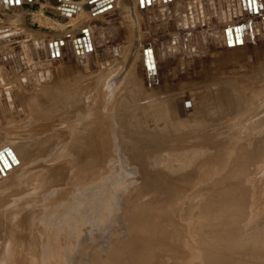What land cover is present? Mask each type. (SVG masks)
Instances as JSON below:
<instances>
[{
	"label": "rangeland",
	"instance_id": "obj_1",
	"mask_svg": "<svg viewBox=\"0 0 264 264\" xmlns=\"http://www.w3.org/2000/svg\"><path fill=\"white\" fill-rule=\"evenodd\" d=\"M89 1L64 13L0 0V152L12 138L23 147L6 151L10 166L0 155V264H264V1ZM74 74L83 106L55 105L42 121L31 103L65 80L71 101ZM44 162L30 181L17 174ZM37 189L48 201L31 199Z\"/></svg>",
	"mask_w": 264,
	"mask_h": 264
},
{
	"label": "bare ground",
	"instance_id": "obj_2",
	"mask_svg": "<svg viewBox=\"0 0 264 264\" xmlns=\"http://www.w3.org/2000/svg\"><path fill=\"white\" fill-rule=\"evenodd\" d=\"M44 1H45V3L47 4L48 9H51V10H54V11L61 10V11L64 12V13H67L66 8H67V9H71L73 6H78V7H80L79 9H80L82 12H84L86 8H89V7H90V4L87 3V1H89V0H54V1H52V0H44ZM55 1H56V3H58V4H56ZM60 1H61V2H60ZM124 1H125V0H124ZM127 1H128V0H127ZM136 1H137V0H136ZM143 1H144V0H143ZM188 1H189V0H188ZM216 1H219V0H216ZM251 1H252V0H251ZM259 1H260V0H259ZM263 1H264V0H263ZM89 2H90V1H89ZM92 2H95V1H92ZM132 2H133V1H132ZM261 2H262V1H261ZM86 3H87V4H86ZM90 3H91V2H90ZM133 3H134V2H133ZM226 3H228V2H226ZM258 3H259V2H258ZM258 3H257V4H258ZM46 4H45V5H46ZM125 4H126V3H125ZM125 4H124V5H125ZM147 4H148V3H147ZM207 4H208V3H207ZM215 4H216V3H215ZM229 4H230V3H229ZM259 4H260V3H259ZM1 5H2V4H1ZM45 5H44V6H45ZM118 5H119V4H118ZM136 5H137V4H136ZM190 5H191V4H190ZM204 5H205V4H204ZM217 5L219 6V3H218ZM221 5H222V4H221ZM235 5H236V4H235ZM245 5H246V4H245ZM61 7H65V8L62 9ZM122 7H123V6H122ZM134 7H135V6H134ZM237 7H238V6H237ZM246 7H247V6H246ZM261 7H262V6H261ZM263 7H264V6H263ZM46 8H47V7H46ZM181 8H182V7H181ZM204 8H205V7H204ZM206 8H207V7H206ZM72 9H74V7H73ZM137 9H138V7H137ZM137 9H136V10H137ZM161 9H163V8H161ZM146 10H147V9H146ZM208 10H209V9H208ZM230 10H231V9H230ZM233 10H234V9H233ZM141 11H142V9H141ZM148 11H149V10H148ZM186 11H187V10H186ZM204 11H205V10H204ZM241 11H242V10H241ZM222 12H223V11H222ZM238 12H239V11H238ZM250 12H251V11H250ZM71 13H72V12H71ZM71 13H70V14H71ZM73 13H74V12H73ZM75 13H76V12H75ZM145 13H146V12H145ZM233 13H234V12H233ZM42 14H43V13H42ZM76 14H77V13H76ZM80 14H81V13H80ZM143 14H144V13H143ZM186 14H187V13H186ZM230 14H231V13H230ZM81 15H82V14H81ZM141 15H142V13H141ZM141 15H140V16H141ZM146 15H147V13H146ZM69 16H71V15H69ZM87 16H88V14H87ZM170 16H171V15H170ZM177 16H178V15H177ZM185 16H186V15H185ZM218 16H219V15H218ZM74 17H75V16H74ZM74 17H72L73 20L77 19L76 17H75V18H74ZM187 17H188V16H187ZM86 18L89 19L90 16H88V17H86ZM138 18H139V16H138ZM141 18H143V15H142ZM185 18H186V17H185ZM250 18H251V17H250ZM23 19H24V18H23ZM45 19H47V18H45ZM143 19H144V18H143ZM156 19H157V18H156ZM247 19H248V18H247ZM79 20H80V19H79ZM82 20H83V19H82ZM84 20H85V18H84ZM84 20H83V21H84ZM243 20H244V19H243ZM77 21H78V20H77ZM89 21H90V20H89ZM179 21H180V20H179ZM11 22H13V21L11 20ZM47 22H48V21H47ZM86 22H87V21H86ZM166 22H167V21H166ZM220 22H222V20H221ZM15 23H16V22H15ZM55 23H57V22H55ZM77 23H78V22H77ZM252 23H253V22H252ZM58 24H59V22H58ZM138 25H139V24H138ZM186 26H187V25H186ZM252 26H253V25H252ZM187 27H188V26H187ZM22 28L24 29V32L29 31V30H27L25 27H22ZM15 29H16V27H15ZM19 29H21V28L19 27ZM245 29H246V28H245ZM257 29H258V28H257ZM13 30H14V29H13ZM9 31H10V30H9ZM9 31H8V32H9ZM141 32H142V31H141ZM198 32H199V31H198ZM0 33H1V32H0ZM3 33H4V32H3ZM28 33H29V32H28ZM238 35H239V34H238ZM254 35H255V34H254ZM193 36H194V35H193ZM32 38H33V37H32ZM91 38H92V37H91ZM172 38H173V37H172ZM191 38H192V37H191ZM242 39H243V38H242ZM36 40H37V39H36ZM141 40H142V39H141ZM181 40H182V38H181ZM237 40H238V39H237ZM149 41H150V40H149ZM174 41H175V40H174ZM174 41H173V42H174ZM38 42H39V40H38ZM83 42H84V41H83ZM237 42H238V41H237ZM84 43H85V42H84ZM150 43H151V42H150ZM175 43H176V42H175ZM220 43H221V42H220ZM68 44H69V43H68ZM151 44H153V43H151ZM34 45H35V44H34ZM63 45H64V44H63ZM75 45H76V44H75ZM84 45H85V44H84ZM146 45H147V47H148V44H146ZM146 45H145V46H146ZM181 45H182V44H181ZM73 46H74V45H73ZM127 46H128V45H127ZM149 46H150V44H149ZM53 47H54V46H53ZM66 47H67V46H66ZM87 47H88V46H87ZM117 47H118V46H117ZM125 47H126V44H125ZM170 47H171V46H170ZM188 47H189V46H188ZM36 48H37V47H36ZM39 48H40V47H39ZM83 48H84V47H83ZM134 48H135V47H134ZM205 48H206V47H205ZM65 49H66V48H65ZM72 49H73V48H72ZM132 49H133V47H132ZM138 49H139V48H138ZM148 49H150V47H149ZM74 50H75V49H74ZM146 50H147V49H146ZM167 50H168V49H167ZM66 51H67V50H66ZM76 51H77V50H76ZM124 51H125V49H124ZM128 51H130V50H128ZM132 51H133V50H132ZM259 51H260V50H259ZM108 52H109V51H108ZM23 53H24V52H23ZM82 53H83V52H82ZM126 53H127V52H126ZM85 54H86V53H85ZM259 54H260V53H259ZM76 55H77V54H76ZM95 55H96V54H95ZM155 55H156V54H155ZM262 55H263V53H262ZM83 56H84V55H83ZM136 56H137V55H136ZM260 56H261V55H260ZM28 57H29V56H28ZM99 57H100V56H99ZM133 57H134V56H133ZM261 57H262V56H261ZM97 58H98V57H97ZM68 59H69V58H68ZM127 60H128V59H127ZM157 60H158V59H157ZM80 61H81V59H80ZM104 61H105V60H104ZM24 62H25V61H24ZM24 62H23V63H24ZM29 62H30V61H29ZM29 62H28V63H29ZM132 62H133V61H132ZM98 63H100V61H99ZM107 63H108V62H107ZM124 63H125V62H124ZM133 63H134V62H133ZM141 63H142V62H141ZM30 64H31V63H30ZM62 64H63V63H62ZM88 64H89V63H88ZM91 65H92V64H91ZM112 65H113V64H112ZM115 65H116V64H115ZM65 66H66V65H65ZM65 66H64V67H65ZM100 66H101V65H100ZM123 66H124V65H123ZM50 68H51V67H50ZM60 68H61V66H60ZM62 68H63V67H62ZM94 68H95V67H94ZM123 68H124V67H123ZM58 69H59V68H58ZM103 69H104V68H103ZM121 69H122V68H121ZM129 69H130V68H129ZM60 70H61V69H60ZM68 70H69V69H68ZM82 70H83V69H82ZM106 70H107V69H106ZM106 70H104V71H106ZM118 70H119V69H118ZM118 70H117V71H118ZM123 70H125V69H123ZM140 70H141V69H140ZM58 71H59V70H58ZM63 71H65V70L63 69ZM104 71H103V72H104ZM117 71H116V72H117ZM61 72H62V71H61ZM100 72H101V71H100ZM120 72H121V71H120ZM62 73H63V72H62ZM68 73H69V72H67V74H68ZM83 73H84V72H83ZM60 74H61V73H60ZM67 74H66V75H67ZM75 74H76V73H75ZM75 74H74V75H70L71 78H73V77L75 78V79H73L72 81H70V83H72V87H74V88H73L74 91H73V89H72V91L74 92V94H75V93H77V94H76L75 97L71 98V101H70V99H68V100H69L68 102H67V101L62 102V100H65L64 97H63L65 94L63 95V93L65 92V88H67L66 86L69 84L68 81H66V80L64 81L63 84L57 82L52 88H46L44 92L41 90L40 92L42 93V95H41V93L38 94V95H37V98L35 99V101H33V102L31 103V105L29 104V100H31L30 97H29L28 104H29L30 106H32V104H33V107H34V108H33V107H32V108L34 109V113H35L38 117H39V116H43L42 118L39 117V118L42 119V121L45 120V119H47L48 116H51V115H52V111L55 110V109H54V106H55V105H59V106H63V107H65V106H70V105L74 104V102H75V98L77 97L78 94H80V89H81V88L78 86V84L80 83V79H81V77H80V75H77V76H76ZM111 74H112V73H111ZM116 74H117V73H116ZM125 74H126V73H125ZM114 75H115V73H114ZM131 75H132V74H131ZM67 76L69 77V75H67ZM116 76H117V75H116ZM121 76H122V74H121ZM28 77H29V76H28ZM28 77H27V78H28ZM94 77H95V76H94ZM123 77H125V76H123ZM103 78H104V77H103ZM32 79L34 80V78H32ZM54 79L56 80V78H54ZM100 79H101V76H100ZM134 79H135V77H134ZM111 80H112V79H111ZM122 80H123V79H121V81H122ZM20 81H21V80H20ZM124 81H125V80H124ZM234 81H235V80H234ZM234 81H233V82H234ZM28 82H29V81H28ZM34 82H35V81H34ZM40 82H41V81H40ZM109 82H110V79H109ZM117 82H118V81H117ZM117 82H115V84L118 85V83H120V82H118V83H117ZM122 82H123V81H122ZM128 83H129V82H128ZM136 83H138V82H136ZM26 84H27V83H26ZM53 84H54V83H53ZM53 84H52V85H53ZM99 84H100V83H99ZM115 84H114V85H115ZM129 84H130V83H129ZM21 85H22V83H21ZM114 85H113V86H114ZM127 85H128V84H127ZM127 85H126V86H127ZM219 85H220V84H219ZM111 86H112V85H111ZM111 86H110V87H111ZM115 86H116V85H115ZM168 87H169V86H168ZM220 87H221V86H220ZM41 88H42V87H41ZM111 88H112V87H111ZM115 88H116V87H115ZM93 89H94V88H93ZM106 89H107V88H106ZM121 89H122V88H121ZM121 89H120V90H121ZM219 89H220V88H219ZM225 89H226V87H225ZM43 90H44V89H43ZM63 90H64V92L62 93ZM66 90H67V89H66ZM88 90H89V89H88ZM90 90H91V89H90ZM113 90H114V89H113ZM123 90H124V89H123ZM139 90H140V89H139ZM70 91H71V90H70ZM103 91H104V90H103ZM128 91H129V89H128ZM66 92H68V91H66ZM90 92H91V91H90ZM92 92H93V91H92ZM216 92H217V91H216ZM221 92H222V91H221ZM38 93H39V92H38ZM82 93H83V92H82ZM97 93H98V92H97ZM138 93H139V92H138ZM66 94H68V93H66ZM99 94H100V93H99ZM115 94H116V93H115ZM124 94H125V93H124ZM39 95H41V97H40ZM80 95H81V94H80ZM83 95H84V94H83ZM100 95H101V94H100ZM117 95H118V94H117ZM120 95H121V94H120ZM127 95H128V93H127ZM71 96H72V95H71ZM71 96H70V97H71ZM93 96H94V95H93ZM125 96H126V95H125ZM141 96H142V95H141ZM27 97H28V96H27ZM39 97H40V100L38 99ZM78 97H79V95H78ZM91 97H92V96H91ZM120 97H121V96H120ZM79 98H80V97H79ZM218 98H219V96H218ZM27 99H28V98H27ZM90 99H91V98H90ZM103 99H105V98H103ZM120 99H121V98H120ZM150 99L152 100V98H150ZM220 99H221V98H220ZM73 100H74V101H73ZM79 100H81V99H79ZM93 100H94V99H93ZM118 100H119V99H118ZM118 100H117L116 102H118ZM151 100H150V102H151ZM222 100H223V99H222ZM234 100H235V99H234ZM76 101H77L79 104L82 102V100H81V102H79L78 100H76ZM153 101H156V99H154ZM108 102H109V100H108ZM116 102H115V103H116ZM160 102H161V101H160ZM162 102H163V101H162ZM162 102H161V103H162ZM75 103H76V102H75ZM78 103H76V104L78 105ZM152 103H153V102H151V104H150L151 106H152ZM154 103H155V102H154ZM156 103H157V102H156ZM163 103H164V102H163ZM239 103H240V102H239ZM239 103H238L237 105H241V103H240V104H239ZM250 103H251V102H250ZM83 104H84V103H83ZM104 104H105V101H104ZM159 104H160V103H159ZM29 105H28V107H30ZM77 105L74 107V108H75V111H76V110L78 111V109H79V108L76 109V108H77ZM148 105H149V104H148ZM153 105H154V104H153ZM155 105H156V104H155ZM174 105H175V104H174ZM237 105L235 104V106H237ZM248 105H249V104H248ZM82 106H83V105H82V103H81V107H82ZM96 106H97V105H96ZM165 106H167V105H165ZM242 106H243V105H242ZM55 107H56V106H55ZM79 107H80V105H79ZM87 107H88V106H87ZM114 107H116V106H114ZM146 107H147V105H146ZM146 107H144V108H146ZM148 107H149V106H148ZM148 107H147V108H148ZM154 107H155V106H154ZM230 107H231V106H230ZM240 107H241V106H240ZM30 108H31V107H30ZM120 108H121V107H120ZM120 108H119V110H120ZM151 108H152V107H151ZM156 108H157V107H156ZM225 108H226V107H224V109H225ZM235 108H236V107H235ZM238 108H239V106H238ZM13 109H14V108H13ZM33 109H32V111H31V117H33V116H32ZM52 109H54V110H52ZM80 109H81V108H80ZM80 109H79V110H80ZM125 109H126V108H124V110H125ZM157 109H158V113H159V112H160V110H159L160 108H157ZM233 109H234V108H233ZM240 109H241V108H240ZM71 110H72V109H70V112H71ZM101 110H103V108H102ZM236 110H237V108H236ZM242 110H243V107H242ZM29 111H30V110H29ZM80 111H81V110H80ZM106 111H108V110H106ZM116 111H117V109H116ZM121 111H123V110L121 109ZM125 111H126V110H125ZM137 111H138V110H137ZM143 111H144V110H143ZM154 111H155V110H153V112H154ZM156 111H157V110H156ZM228 111H229V110H227L226 112H228ZM232 111H233V110H232ZM88 112H89V111H88ZM110 112H111V111H110ZM112 112H113V111H112ZM112 112H111V113H112ZM135 112H136V110H135ZM139 112H141V111L139 110ZM168 112H169V111H168ZM238 112H239V110H238ZM75 113L77 114V112H74V114H75ZM79 113H80V112H78V115H79ZM81 113H82V112H81ZM103 113H104V111H103ZM113 113H115V112H113ZM113 113H112V114H113ZM117 113H118V112H117ZM119 113H120V111H119ZM126 113H129V111L126 112ZM126 113H124V114H126ZM133 113H134V112H133ZM133 113H132V111H131L130 114H133ZM141 113H144V112H141ZM149 113H150V112H149ZM171 113H172V112H171ZM207 113H208V112H207ZM76 114H75V115H76ZM107 114H108V113H107ZM107 114H106V115H107ZM115 114H116V113H115ZM121 114L123 115V112H122ZM136 114H137V113H136ZM139 114H140V113H139ZM235 114H236V113H235ZM5 115H6V114H5ZM58 115H60V113H58ZM58 115H57V116H58ZM63 115H64V114H63ZM78 115H77V116H78ZM103 115H104V114H102V117L99 116L100 118H99L98 120L102 119V118H103ZM122 115H121V116H122ZM126 115H127V114H126ZM148 115H149V114H147V116H148ZM162 115L164 116V114H162ZM162 115H161V116H162ZM168 115H169V116H168V118H169L171 115H170V114H168ZM174 115H175V114H174ZM233 115H234V114H233ZM29 116H30V114H29ZM57 116H56V117H57ZM127 116H129V114H128ZM127 116L124 117V115H123V117L126 118V119H124V118H123V119H124V120H129V118H128ZM138 116L141 118L140 115H138ZM158 116H159V115H158ZM163 116H162V117H163ZM172 116H173V115H172ZM206 116H207V115H206ZM59 117H60V116H59ZM118 117H119V116H118ZM131 117H132V116L130 115V118H131ZM150 117H151V116H150ZM33 118L36 119L35 116H34ZM33 118H31V119L33 120ZM54 118H55V117H54ZM57 118H58V117H57ZM96 118H97V117H96ZM58 119H59V118H58ZM106 119H108V120L106 121V123L108 124L109 121H110V122L113 121V119H114V115H113V119H111V116H109V117L106 118ZM155 119H156V118H155ZM157 119H158V117H157ZM157 119H156V120H157ZM160 119H161V117H160ZM219 119H220V118H219ZM7 120H8V119H7ZM36 120H37V119H36ZM48 120H49V118H48ZM61 120H63V119H61ZM61 120H60V121H61ZM98 120H97V121H98ZM115 120H116V119H115ZM118 120H119V119L117 118L116 123L118 122ZM131 120H132V119H131ZM147 120H148V119H147ZM163 120H165V119H163ZM169 120H170V118H169ZM175 120H176V119H175ZM21 121H22V120H21ZM33 121H34V120H33ZM40 121H41V120H40ZM42 121H41V122H42ZM60 121H59V122H60ZM97 121H96V122H97ZM103 121H104V120H103ZM150 121H151V119H150ZM157 121H158V120H157ZM31 122H32V121H31ZM37 122H39V121H36V123H37ZM41 122H40V123H41ZM49 122H52V121H48V123H49ZM56 122H58V121L56 120ZM91 122H93V121H91ZM100 122H101V121H100ZM113 122H114V121H113ZM113 122H112V123H113ZM120 122L122 123V121H120ZM120 122H119V124H120ZM128 122H130V121H128ZM171 122H172V121H171ZM173 122H177V121H173ZM19 123H20V122H19ZM32 123L35 124V122H32ZM48 123H46V124H48ZM67 123H69V122H66V123L64 122V125L67 124ZM89 123H90V122H89ZM89 123H88V124H89ZM106 123H104V124H106ZM147 123H148V122H147ZM178 123H179V122H178ZM27 124L29 125L28 128L32 127V125L30 126V122L27 123ZM34 124H33V125H34ZM42 124L44 125V123H42ZM49 124H50V123H49ZM52 124H54V123H52ZM101 124H102V123H101ZM101 124H100V125H101ZM113 124H114V123H113ZM113 124H112V126H113ZM119 124H118V125H119ZM125 124H126V123H125ZM174 124H175L174 126H176V123H174ZM210 124H211V123H210ZM91 125H92V124H91ZM93 125H96V123L93 124ZM116 125H117V124H116ZM148 125H149V124H148ZM5 126H7V125L5 124ZM5 126H3V127H5ZM8 126H9V125H8ZM35 126H36V125H35ZM47 126L50 127L51 124H50V126H49V125H47ZM54 126H55V125H54ZM59 126H61V125H59ZM62 126H63V124H62ZM106 126H107V125H106ZM125 126H126V125H125ZM140 126H141V125H140ZM143 126H144V125H143ZM143 126H141V128H142ZM172 126H173V125H172ZM172 126H171V127H172ZM174 126H173V127H174ZM177 126H178V125H177ZM12 127H13V126H12ZM23 127H24L23 130H25V129L27 128V127L25 128V126H23ZM39 127H40V126H39ZM41 127H42V129H43V126H41ZM96 127H97V126H96ZM100 127H101V126H100ZM110 127H111V126H110ZM168 127H169V126H168ZM207 127H208V126H207ZM9 128H10V127H9ZM16 128H17V127H16ZM16 128H15L16 131H17L18 129H20V128H18V129H16ZM21 128H22V127H21ZM28 128H27V129H28ZM45 128H46V127H45ZM45 128H44V129H45ZM50 128H51V127H50ZM54 128H55V127H54ZM113 128H116V126H115V127L113 126ZM0 129H1V128H0ZM31 129H33V128H31ZM31 129H30V130H31ZM39 129H40V128H39ZM51 129H52V128H51ZM104 129H105V128H104ZM143 129H144V128H143ZM145 129L147 130V128H145ZM11 130H13V133H14L15 130H14V129H11ZM23 130H20V131L23 132ZM28 130H29V129H28ZM35 130H36V128L34 129V131H35ZM37 130H38V129H37ZM37 130H36V131H37ZM137 130H138V129H137ZM148 130H149V129H148ZM168 130H169V129H168ZM170 130H171V129H170ZM173 130H174V128H173ZM8 131H9V130H8ZM16 131H15V132H16ZM18 131H19V130H18ZM45 131H47V130H45ZM48 131H49V130H48ZM48 131H47V132H48ZM144 131H145V130H144ZM159 131H160V130H159ZM10 132H12V131H10ZM28 132H32V131H28ZM134 132H135V131H134ZM166 132H167V131H166ZM174 132H175V131H174ZM5 133H6V131H5ZM8 133H9V132H8ZM8 133H7V134H8ZM18 133H19V132H18ZM20 133H21V132H20ZM23 133H25V132H23ZM39 133H40V132L38 131V134H37V135H39ZM94 133H95V132H94ZM172 133H173V131L171 132V134H172ZM193 133H194V132H193ZM7 134H5V135H7ZM11 134H12V133H10V135H11ZM26 134H27V133H26ZM35 134H36V133H35ZM91 134H92V133H91ZM205 134H206V133H205ZM233 134H234V133H233ZM5 135H4V136H5ZM10 135H8V136H10ZM14 135H15V134H14ZM93 135H94V134H93ZM251 135H252V134H251ZM254 135H255V134H254ZM135 136H136V134H135ZM139 136H140V135H139ZM151 137H152V136H151ZM188 137H189V136H188ZM239 137H240V136H239ZM241 137H242V136H241ZM250 137H251V136H250ZM58 138H59V137H57V139H58ZM139 138H141V136H140ZM158 138H159V137H158ZM54 139H55V138H54ZM59 139H60V138H59ZM141 139H142V138H141ZM62 140H63V139H62ZM148 140H149V138H148ZM212 140H213V139H212ZM219 140H220V139H219ZM246 140H247V139H246ZM1 141H3V140H1ZM56 141H57V140H56ZM189 141H191V140L189 139ZM22 142H24V141L20 140V143H22ZM50 142H51V141H50ZM62 142H63V141H62ZM62 142H61V143H62ZM148 142H149V141H148ZM154 142H155V141H154ZM205 142H206V141H205ZM210 142H213V141H210ZM221 142H222V141H221ZM242 142H243V141H242ZM247 142H248V141H247ZM253 142H254V141H253ZM253 142H252V143H253ZM58 143H59V142H58ZM63 143H64V142H63ZM77 143H78V142H77ZM138 143H139V142H138ZM141 143H142V142H141ZM156 143H157V142H156ZM156 143H155V145H156ZM160 143H162V142H160ZM167 143H168V142H167ZM206 143H208V142H206ZM213 143H214V142H213ZM48 144H49V143H48ZM162 144H164V143H162ZM162 144H160V145H162ZM170 144H171V143H170ZM202 144H203V143H202ZM202 144H201V145H202ZM204 144H205V143H204ZM236 144H237V143H236ZM53 145H54V144H53ZM143 145H144V144H143ZM150 145H151V147H153V144H150ZM167 145H168V144H167ZM167 145H166V146H167ZM211 145H212V144H211ZM249 145H250V143H249ZM4 146H5V147H6V146L10 147V149H11L10 151H14V153L12 152L14 155H15V153L17 154V152H20V154H21L20 149H23L22 145L18 144V139H17V138H14V139L12 138L11 140L4 142ZM59 146H60V145H59ZM145 146L147 147V145H145ZM199 146H200V145H199ZM205 146H206V145H205ZM205 146H204V147H205ZM5 147H3V148H5ZM60 147H61V146H60ZM60 147H59V148H60ZM73 147H74V146H73ZM78 147H79V146H78ZM157 147H160V146H157ZM52 148H53V147H52ZM54 148H56V146H55ZM143 148H144V147H143ZM154 148L156 149L155 146H154ZM182 148H183V146H182ZM237 148H238V147H237ZM70 149H72V148H70ZM76 149H77V148H76ZM78 149H79V148H78ZM144 149H145V148H144ZM151 149H152V148H151ZM199 149H200V148H199ZM73 150H74V148H73ZM162 150H163V149H162ZM15 151H16V152H15ZM59 151H60V150H59ZM70 151H71V150H70ZM70 151L68 150L67 152H70ZM74 151H75V150H74ZM77 151H78V150H76V153L78 154L80 151H79V152H77ZM98 151H100V150H98ZM143 151H144V150H143ZM164 151H165V150H164ZM8 152H9V151H8ZM81 152H83V151H81ZM81 152H80V153H81ZM100 152H101V151H100ZM100 152H96L97 155L100 154ZM110 152H111V151H110ZM110 152H109V153H110ZM150 152H153V151H150ZM154 152H155V151H154ZM157 152H158V151H157ZM9 153H10V152H9ZM88 153H89V150H88ZM94 153H95V152H94ZM94 153H91V154H94ZM103 153H104V151L102 152V154H103ZM13 154H11V155H13ZM18 154H19V153H18ZM60 154H63V153L61 152ZM65 154H66V153H65ZM67 154H68V153H67ZM72 154L75 155V152L72 153ZM82 154H83V153H82ZM118 154H119V153H118ZM235 154H236V153H235ZM56 155H59V154H56ZM74 155H73V156H74ZM232 155H233V154H232ZM64 156H65V155H64ZM64 156L62 155V157H63L62 159H63V160H64V158H65ZM66 156H67V155H66ZM77 156H78V155H77ZM77 156H76V158H77ZM79 156H82V155L79 154ZM85 156H86V159H87L88 156H87L86 154H85ZM85 156H82V158L85 159V158H84ZM94 156H95V155H94ZM94 156H91V157H94ZM15 157H16V156H15ZM47 157H48V156H47ZM51 157H52V155H51ZM55 157L60 158L59 156H55ZM68 157H69V156H68ZM70 157H71V155H70ZM97 157H99V156H97ZM124 157H125V156H124ZM11 158H12V156H11ZM58 158H57V159H58ZM89 158H90V156H89ZM155 158H156V157H155ZM50 159H51V158H50ZM65 159H66V158H65ZM67 159H68V158H67ZM78 159H79V158H78ZM86 159L83 160V162L85 161L84 163H87ZM94 159H95V158H94ZM96 159H97V158H96ZM11 160L13 161V158H12ZM17 160H18V158H17ZM43 160H44V159H43ZM46 160H47V159H46ZM72 160H73V159L71 158L70 161L72 162ZM76 160H77V159H75V161H76ZM79 160H80V159H79ZM99 160H100V158H99ZM101 160H102V159H101ZM14 161H15V160H14ZM54 161H55V160H54ZM54 161H53V162H54ZM64 161H66V160H64ZM67 161H68V160H67ZM67 161H66V163H67ZM70 161H68V162H70ZM88 161H92V163H93V159H92V160H88ZM110 161H111V160H110ZM16 162H17V161H16ZM41 162H42V160H41ZM47 162H48V161H47ZM59 162H60V161H58L57 163H59ZM77 162H78V161H77ZM80 162H81V160H80ZM94 162H95V161H94ZM98 162H99V161H98ZM98 162H97V163H98ZM173 162H174V161H173ZM37 163H38V162H37ZM60 163H61V162H60ZM63 163H64V162H62L61 164H63ZM92 163L90 162L91 166L94 164V163H93V164H92ZM100 163H101V162H100ZM107 163H108V162H107ZM41 164H42V163H41ZM54 164H55V163H53L52 166H53ZM67 164H68V163H67ZM73 164H74V163H73ZM75 164H76V163H75ZM75 164H74V165H75ZM81 164H82V162H81ZM81 164H80V165H81ZM88 164H89V162H88ZM88 164H87V165H88ZM6 165H7V164H6ZM47 165H49V164H45V162H44L43 165H42V168L39 167V166H40V165H39L37 168L34 167V166H32L33 168L30 169V168H26V164H25V163H21V164L19 165V167H18V172H17V174H18L20 177H23V178H27V177H28L26 180H27V181H30V180H32L33 175L36 174L37 171H40L41 169H47V168H46ZM68 165H70V164H68ZM74 165H72V168H74L77 164H76L75 166H74ZM85 165H86V164H85ZM97 165H98V164H96L95 166H97ZM101 165H102V164H101ZM101 165H100V166H101ZM12 166H13V165H12ZM59 166H60V165H59ZM59 166H58V167H59ZM63 166L65 167V164H64ZM77 166H78V165H77ZM77 166H76V167H77ZM81 166H82V165H81ZM98 166H99V165H98ZM100 166L97 167V168H98V169L101 168ZM13 167H14V166H13ZM13 167H12V168H13ZM48 167H49V166H48ZM50 167H51V166H50ZM55 167L57 168L56 165H55ZM69 167L71 168V166H69ZM89 167H90V166H89ZM89 167H88V168H89ZM3 168H4V167H3ZM53 168H54V167H53ZM78 168H79V167H78ZM85 168H86V167H83L84 171L86 170ZM88 168H87V169H88ZM90 168H92V167H90ZM97 168H96V170H97ZM63 169H64V168H63ZM67 169H68V168H67ZM67 169H66V170H67ZM74 169L76 170V168H74ZM80 169H82V168H80ZM83 169H82V170H83ZM92 169H93V168H92ZM47 170H49V169H47ZM68 170H69V169H68ZM88 170H89V169H88ZM88 170H87V171H88ZM90 170H91V169H90ZM12 171H13V170H12ZM57 171H58V169L56 170V173H57ZM72 171H74V170H72ZM87 171H86V172H87ZM91 171H92V170H91ZM98 171H99V170H98ZM13 172H15V171H13ZM47 172H48V171H47ZM51 172H52V171H51ZM53 172H54V171H53ZM58 172H59V171H58ZM60 172H61V171H60ZM60 172H59V173H60ZM63 172H64V171H63ZM75 172H77V170H76ZM80 172H83V171H80ZM86 172H84V173H86ZM56 173L53 174V176H55V175H56V176H59V175L61 174V173H60V174H59V173L56 174ZM66 173H67V172H66ZM68 173H69V172H68ZM88 173H89V171H88ZM205 173H206V172H205ZM58 174H59V175H58ZM64 174H65V173H64ZM71 174H73V173L71 172ZM74 174H75V173H74ZM76 174L78 175L79 173L77 172ZM80 174H81V173H80ZM91 174H92V173H91ZM11 175H12V174H11ZM11 175H10V176H11ZM50 175H51V174H50ZM50 175H49V176H50ZM67 175H69V174H67ZM185 175H186V174H185ZM61 176H62V175H61ZM64 176L66 177V175H64ZM69 176H70V175H69ZM100 176H101V175H100ZM45 177H47V175H45ZM59 177H60V176H59ZM59 177H58V178H59ZM6 178H7V177H6ZM53 178L56 180L57 177H56V178L53 177ZM62 178H63V177H62ZM117 178H118V177H117ZM10 179H11V178H10ZM45 179H47V178H45ZM51 179H52V178H51ZM60 179H61V178H60ZM67 179H68V176H67ZM67 179H66V181H67ZM99 179H100V178H99ZM0 180H1V179H0ZM21 180H22V179H21ZM47 180H49V179H47ZM47 180H46V182L43 183V184H46V183H50V182H52V184H51V186H52V185H53V180H52V181H51V180H50V181H47ZM27 181H26V182H27ZM59 181H60V180H59ZM64 181H65V180H64ZM57 182H58V181H56V184H57ZM60 183H62V181H60ZM26 184H28V183H26ZM36 184H37V183H36ZM36 184H35V185H36ZM56 184H55V185H56ZM63 184H65V182H63ZM63 184H62V185H63ZM66 184H67V183H66ZM62 185L60 184L59 186L62 187ZM71 185H72V184H71ZM184 185H185V184H184ZM21 186H22V185H21ZM56 186H57V185H56ZM56 186H55V187H56ZM83 186H84V185H82V188H83ZM8 187H10V186H8ZM44 187H45V186H44ZM57 187H58V186H57ZM61 187H60V189H57V190H60V191H61ZM73 187H74V185H73ZM45 188H46V187H45ZM47 188H49V186H47ZM50 188H51V187H50ZM58 188H59V187H58ZM65 188H67V187H65ZM35 189H36V188H35ZM42 189H43V186H42ZM63 189H64V187H63ZM63 189H62V190H63ZM24 190L30 192V191L34 190V188L32 187V184H28V185L22 187V189L20 188V189L14 190V191L12 190L13 192L11 191L12 193L9 194L11 197H9L8 201H6V203L9 205V208H10V209H13L14 207L16 208L17 206H20V194H21L20 192H21V191L23 192ZM57 190H56V191H57ZM73 190H74V188H73ZM63 191H64V190H63ZM65 191H67V190H65ZM70 192H71V191H70ZM70 192H69V193H70ZM43 193H46V191H45V190H41V189H40V190L37 189V190H35V194H34L35 196H33L34 198H31V199L33 200V199H35V197H36V198H37V197H38V198H44L46 195H44V196L42 197L41 195H43ZM54 193H55V192H54ZM62 193H63V192H62ZM46 194H47V193H46ZM56 194L59 195V197H60V194H61V193L58 194V193L56 192ZM66 194H68V192H66ZM61 195H62V194H61ZM47 196H48V195H47ZM63 196H64V195H63ZM59 197H58V198H59ZM38 198H37V199H38ZM52 198H53V197H52ZM61 198H62V197H61ZM64 198L67 199L66 197H64ZM64 198H63V199H64ZM29 199H30V198H29ZM31 199L29 200V202H32ZM44 199H45V198H44ZM54 199H56V198H54ZM54 199H52V200H54ZM45 200H47V197H46ZM39 201H40V200H39ZM47 201H48V200H47ZM29 202H28V203H29ZM41 202H42V199H41ZM32 203H33V202H32ZM51 203H52V202H51ZM54 203H55V202H54ZM54 203H53V204H54ZM21 204H22V203H21ZM32 205H33V204H30L31 207H33ZM49 206H50V205H49ZM28 207H29V204H28ZM40 207H41V206H40ZM85 232H86V231H85ZM82 233H83V232H82ZM91 233H92V232H91ZM14 234H15V233H14ZM14 234H13V235H14ZM87 234H88V232H87ZM67 235H68V234H67ZM88 235H89V234H88ZM12 237H13V236H12ZM65 237H66V236H65ZM67 237H68V236H67ZM85 237H86V236H85ZM35 238H36V237H35ZM38 238H39V237H38ZM41 238H42V237H41ZM63 238H64V237H63ZM39 239H40V238H39ZM39 239H38V240H39ZM30 240H31V239H29V241H30ZM56 240H57V239H56ZM58 240H59V239H58ZM89 240H90V239H89ZM29 241H27L28 244H29V243H30V244H31V243L33 244V242H35V241H34V237H33V240H31V242H29ZM32 241H33V242H32ZM59 241H60V240H59ZM65 241H66V239H65ZM38 242L41 243L40 241H38ZM35 243H36V242H35ZM75 243H76V241H75ZM37 244H38V243H37ZM35 245H36V244H35ZM79 245H80V244H79ZM26 246H27V245H26ZM26 248H27V247H26ZM26 248H25V249H26ZM73 248H74V247H73ZM73 248H72V249H73ZM33 251H34V249H33ZM34 252H35V251H34ZM69 252H72V250L69 251ZM73 252H74V251H73ZM229 253H230V252H229ZM71 254H72V253H71Z\"/></svg>",
	"mask_w": 264,
	"mask_h": 264
},
{
	"label": "water",
	"instance_id": "obj_3",
	"mask_svg": "<svg viewBox=\"0 0 264 264\" xmlns=\"http://www.w3.org/2000/svg\"><path fill=\"white\" fill-rule=\"evenodd\" d=\"M107 8H111V6L110 5H107L106 7H104L103 9H107ZM102 9V8H101ZM102 11V10H101ZM99 12V11H98ZM151 67V66H150ZM8 150H11L10 148H8V147H6L5 148V150L4 151H1L0 152V155H2L3 157H4V160H6L7 161V166H10V164H9V162H8V160H7V157L5 156V153H6V151H8ZM13 154V153H12ZM12 156H14L15 157V155L13 154ZM17 161V160H16Z\"/></svg>",
	"mask_w": 264,
	"mask_h": 264
}]
</instances>
